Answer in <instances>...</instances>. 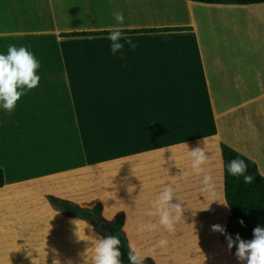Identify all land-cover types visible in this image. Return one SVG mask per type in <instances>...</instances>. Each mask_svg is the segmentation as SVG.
<instances>
[{
	"label": "crops",
	"instance_id": "obj_1",
	"mask_svg": "<svg viewBox=\"0 0 264 264\" xmlns=\"http://www.w3.org/2000/svg\"><path fill=\"white\" fill-rule=\"evenodd\" d=\"M46 2L0 0V53L24 46L41 65L38 86L10 114L0 107V264L90 262L94 228L53 208L49 194L91 206L97 189L120 193L123 201L106 213L103 202V212L110 218L122 207L128 244L154 264L153 239L140 230L145 222L137 212L154 211L165 186L174 190L172 203L182 205L189 237L207 234V218L224 227L229 207L219 203L226 202L219 141L264 175V3L69 0L49 12L47 27ZM66 13L70 23L59 27ZM173 25L183 27L122 33L136 47L122 39L115 54L110 33H59ZM95 130L133 139L97 159L89 142ZM197 147L208 157L200 174L188 155ZM97 161L111 170L109 178L97 176Z\"/></svg>",
	"mask_w": 264,
	"mask_h": 264
},
{
	"label": "clouds",
	"instance_id": "obj_2",
	"mask_svg": "<svg viewBox=\"0 0 264 264\" xmlns=\"http://www.w3.org/2000/svg\"><path fill=\"white\" fill-rule=\"evenodd\" d=\"M113 15L118 22L123 23L122 14L113 13ZM108 39L111 41L110 50L113 54L119 52L124 47V43L133 49L136 47L133 40L124 36L118 28L110 32ZM122 39L124 43H121ZM40 67L39 60L24 46L17 47L11 44L5 53H0V107L10 114L22 96L38 86L40 77L37 75V71ZM188 155L191 158L193 172L200 174L203 171L202 166L208 159L205 151L197 147L189 151ZM247 167L248 165L244 160L235 158L227 164V171L231 176H242L245 184H251L254 177L251 174H245ZM207 179L205 177L206 181ZM173 198V188L165 186L157 199L152 202L154 211L147 213L158 216L157 224L141 225L140 230L152 231L160 226L169 233L174 232L175 223L179 220L183 208L180 202L172 203ZM219 203L227 205L226 202L219 201ZM78 221H73L77 226L76 235L79 240H83L78 234ZM240 223L243 224V221ZM87 227L91 228L88 224ZM212 230L222 234L225 232V229L220 225H213ZM226 240L230 250L233 246L236 247L235 255L238 260L246 261V264H264V228L259 226L254 228L253 238L250 240L241 239L239 234L236 235L235 240L232 239L231 235H227ZM120 244L121 241L117 236L92 237L93 254L90 262L85 259V264H122ZM167 244L168 241L165 238H161L157 242V246L160 248L167 247ZM128 259L130 264H142L144 257L137 249L130 246ZM53 264H57V260H54Z\"/></svg>",
	"mask_w": 264,
	"mask_h": 264
},
{
	"label": "trees",
	"instance_id": "obj_3",
	"mask_svg": "<svg viewBox=\"0 0 264 264\" xmlns=\"http://www.w3.org/2000/svg\"><path fill=\"white\" fill-rule=\"evenodd\" d=\"M203 2H219V3H264V0H197ZM183 26L173 25L165 27H116V28H91V29H68L60 31V35H85V34H103L110 33L115 29H120L122 33L126 32H154V31H169V29L182 28ZM220 152L223 164V192L226 203L229 207V214L224 222L225 232L219 237L220 242L227 249L226 236L231 235L235 240L237 234L244 240H250L253 238V229L257 226L264 228V175L259 171L256 162L241 151L234 147L219 141ZM235 158H239L245 161L248 165L247 174H251L254 177V181L251 184H245L242 176H231L227 171V164ZM111 170L108 168L105 175L109 178ZM107 178V179H108ZM5 183L4 168L0 165V186ZM98 188V187H97ZM47 199L53 208L60 210L65 215L77 216L86 220L94 228L95 232L101 237L117 236L120 241V251L122 253V264H130L128 259L130 245L127 242L125 231L123 230V224L125 220L124 210H117L114 215L108 218L103 213V203L101 200L95 201L91 206L83 205L79 202L72 201L60 196L47 195ZM111 206H106L105 213L109 212ZM137 215L139 219L141 211L138 210ZM182 218V217H180ZM135 221V219H133ZM243 221V224L240 223ZM146 225V223H144ZM186 227L181 221H176L175 229L181 230ZM164 229V228H163ZM184 229V228H183ZM181 230L180 235H175L179 245L175 246L174 255L175 258L179 255L178 251L183 254H189L187 240H190V228L186 227L185 230ZM165 230V229H164ZM166 231V230H165ZM167 232V231H166ZM175 232V231H174ZM172 232V233H174ZM182 240V241H181ZM168 241V240H167ZM171 241V240H170ZM183 244V246H181ZM181 247V248H180ZM235 253L236 247L230 250ZM172 253V252H171ZM187 257V256H183ZM142 264H154L151 257H144Z\"/></svg>",
	"mask_w": 264,
	"mask_h": 264
},
{
	"label": "rangeland",
	"instance_id": "obj_4",
	"mask_svg": "<svg viewBox=\"0 0 264 264\" xmlns=\"http://www.w3.org/2000/svg\"><path fill=\"white\" fill-rule=\"evenodd\" d=\"M68 2L69 0H47L46 5H45V11H46L45 17H46L47 27H51L53 25L51 23L52 19L50 18L49 12H51V10H54L55 8H59L62 5H66V3ZM260 7L262 10V13L264 14V6H260ZM62 8H64V6H62L60 9L62 10ZM207 10H210V9H207ZM246 12L251 13L249 11H237V10H233L232 12H229V13L241 15L243 13L246 14ZM69 20H70L69 13L64 14L62 17L59 18V24H58L59 27L66 26ZM65 41H69V43L72 42V40H69V39L68 40L66 39ZM89 133H90L89 142H93V147H95V154H96L95 157L97 159L103 158L108 154L118 152L120 149L125 147V146H120L122 145L121 142L125 141V143L127 142L129 144L130 140L133 139L132 133H128V132L95 130ZM105 166H106V163H99L97 161L96 163L97 176L104 177ZM102 191L103 190L101 189H97L96 201L101 200L102 203L104 202L108 206L114 207L116 205H119L120 200L123 201L124 199V196H122L118 192H115L114 190H111L109 194H106L105 191L103 192ZM128 198H132V197H128ZM132 207H134V205H132ZM120 208L122 207H119L118 209ZM148 212H145V211L141 212L143 221L146 223V225L157 224L158 216L148 215L147 214ZM196 220L197 219H192L190 221L194 222ZM209 220L210 219L207 218V221H208L207 223L210 222L211 224L212 222ZM177 221H183V218L179 217V220ZM197 223H199V221H197ZM217 223L219 225L220 221L219 220L214 221L213 225ZM210 224H208L206 235L202 234L199 238L197 236L194 237V235H192L190 237V240H187V246H188V250L190 251V253L183 254L181 251H178L179 255L177 256V258H175L174 250L176 248L175 246H178L179 245L178 243L180 242H178L177 239L174 242H172L173 241L172 239H175L174 238L175 235H180L181 230L183 228H184L183 230H185L187 226L183 227L181 230L175 229L174 233L166 232L163 229V227H160V226H158L155 230H152V231L146 230L147 232L145 234L148 237H151L153 239L148 247L151 248V251L155 255L157 264H246V261L238 260L235 253L230 252L229 249H227L225 246L221 244L220 239H219V237L221 236V232L213 231L212 227H210ZM213 225L211 224V226ZM89 232L91 233V231ZM95 236L99 237V235L97 234ZM161 238H165L168 240L167 247L160 248L157 246V242ZM181 246H183V244H181ZM183 256H187V257H183ZM151 258L153 259V257Z\"/></svg>",
	"mask_w": 264,
	"mask_h": 264
},
{
	"label": "bare ground",
	"instance_id": "obj_5",
	"mask_svg": "<svg viewBox=\"0 0 264 264\" xmlns=\"http://www.w3.org/2000/svg\"><path fill=\"white\" fill-rule=\"evenodd\" d=\"M246 14H248V13H246ZM252 14H253V13H252ZM252 14H251V15H252ZM244 15H245V14H244Z\"/></svg>",
	"mask_w": 264,
	"mask_h": 264
}]
</instances>
